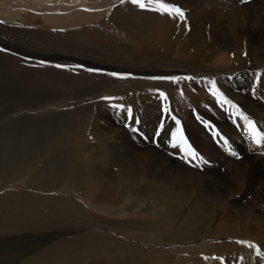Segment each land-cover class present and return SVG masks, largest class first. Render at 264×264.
<instances>
[{
	"label": "rangeland",
	"instance_id": "1",
	"mask_svg": "<svg viewBox=\"0 0 264 264\" xmlns=\"http://www.w3.org/2000/svg\"><path fill=\"white\" fill-rule=\"evenodd\" d=\"M21 1L29 5L16 9L17 13L13 20L7 21L0 17V44L7 49L16 43L24 49L25 54L28 53L29 55L39 54L46 58L51 56L50 53L72 54L83 60V62L94 64L96 62V65L101 67H117L138 73L146 72V74L147 67L150 65L157 66L159 68L158 72L147 75H161L153 77L193 76L197 78L198 83L202 80L201 78H208V80L219 78L217 77L219 74L205 76L193 73L186 74L184 73L186 70L177 67L178 65L174 60L164 61L160 58L156 59L148 56L145 41L135 35L133 28L126 23L118 24L114 21L113 13H116L117 17L130 18L136 21L140 18L150 17L156 23L173 22L179 33L178 35H184L191 28L188 18V21L184 23L164 14L163 11L151 10L162 8V5L169 3L181 5L172 0H142L146 5L143 9L138 5H133L131 0H125L124 3H114L108 6L106 12L93 11L98 16L81 19L74 25L69 23L64 27H56L52 20H48L46 16L49 14L42 11L43 7L36 10L32 8L31 4L36 2L41 4V0ZM101 1L82 0L77 4L74 3L77 6L71 11L54 14L67 16L70 13L73 14L74 11L87 13L85 9L87 6H91V10L94 7L100 9L101 6H98L97 3ZM226 1H230V4L237 7V9H242L245 6L253 8L264 2V0H247L246 3H242L241 0ZM49 2L66 5V2L73 4L74 0H50ZM80 6L82 7L80 8ZM70 7H73V5H70ZM116 9L119 12H116ZM136 24L138 23L136 22ZM6 25L20 29L44 30L62 36L68 34L67 38L70 43H62L57 37H52L51 40L45 35H37L25 30H21L20 33H8L2 28ZM3 36L5 37L4 40ZM95 42L94 46H89ZM18 50L20 51V49ZM12 52L0 48V264H24L34 258L38 261L37 257L41 259L43 256L45 258L47 252L52 249L51 246L58 241L91 233L101 234L120 242L105 244L106 246L98 247V249L90 248V251L85 253L86 257L83 256L85 259L79 261L81 264H93V260L97 261L98 264H191L193 257H198L197 259L205 264H264V247L260 249L261 254L257 255L255 249H250L246 244L239 243V241H254L252 243L260 245L258 240L227 235L223 238L212 236L206 241L195 242V239H191V237L184 234V227L178 226L180 213H171L168 218L166 215L164 220L163 217L167 214L168 209L151 199L141 200L139 194L135 195V190L138 187H131L126 192L118 194L119 203L104 202L85 193L79 184V180L67 179L61 185L52 178L55 174H50L47 170L41 176L39 175V178L43 180H41V184H37L35 183V169H37V166L34 170H29L28 167L35 159H38V165L45 164L53 153H58V155H55L57 166L62 165L63 162L59 160L61 153L59 150L62 146H65L64 149L72 146H83L81 149V152L83 151L82 158L74 162V165L76 163L80 166V164H83V159L86 162L91 155H97V153L99 157H102V161L97 162L100 163L97 164L98 168H115L116 170H118V163L114 160L115 158L140 160L146 157L148 163L153 160L154 163H159L156 165H163L162 159L170 157L176 162L186 164L188 167L200 168L199 174L201 175L202 172L207 170L206 167L211 168L220 165L216 156L205 152L201 153L202 150L199 149L196 141L199 136V138L211 140L210 142L222 154L236 160L241 159L244 151L238 145L235 147L238 151L237 156L231 155L218 144L214 136L209 133V129L197 119V116L203 117L223 132L225 130L228 137L232 138V142L235 140L244 143L247 148L250 147V141L243 139L242 132L234 125L237 117L235 115L234 118L233 115L235 110L228 105L221 107L217 104L208 91L209 87L204 86L201 82L202 85L197 87V82L187 80H182L177 85L167 80L152 79L149 76L130 75L126 79H120L109 76L107 74L109 72L103 70L90 72L87 69L95 68L78 67L81 65L77 64L76 60L33 61ZM254 60L255 65L264 68V66H260L264 64V58ZM58 64L69 67L57 68L56 65ZM263 70L261 69V71ZM256 72L259 73L260 71L256 70ZM181 73L185 76H181ZM228 79L233 82V78L228 77ZM251 82L252 80H245L246 84ZM187 86L193 92H190L186 88ZM202 87L205 88V92L202 95L195 94L196 90ZM228 88L233 87L230 85ZM235 88V92L240 93L237 87ZM157 89L167 96V100L156 92ZM181 89L183 95H181ZM224 93L229 99L234 100L233 103L239 105V107L241 106V112L252 114L248 112L244 104L242 105L233 98L227 89L224 90ZM192 95L201 98L198 99ZM103 96L120 99L102 101L100 98ZM251 97L255 101L260 100L264 104L263 96L253 94ZM121 103L125 106H131L133 120L125 119L123 113L111 107L112 104ZM166 107L169 108L168 112L164 111ZM173 115L180 121V125L172 120ZM251 116L257 119L260 124H264V117H256L253 114ZM136 120L139 122L136 123ZM108 122L117 125L115 134L108 133L105 130V125ZM161 124H163V127H161ZM129 125L138 128L147 139L132 131ZM178 128L180 131H177ZM157 131L161 135L155 137L157 143H153L154 134ZM120 132H122L121 137L118 136ZM173 132H177L176 143H180L181 136H183L203 159L189 162L187 158H182L186 157V152L173 149L171 146L170 141H172ZM61 139L62 142L64 139L65 141L62 143ZM37 141L40 144L38 150L35 151ZM49 141L53 142L50 143ZM44 143L50 144L49 148L52 150H46ZM97 144H102V147L100 148L99 145L97 147ZM95 148L97 152L94 151ZM249 149L260 152L252 147ZM147 151L151 154H148ZM262 157L264 158V156ZM223 170L224 167H220L213 171L221 173ZM11 196L12 198H10ZM128 198L130 201L126 202ZM154 208L157 211L159 210L160 214L155 213ZM138 218L147 219L150 222L149 228L153 230L156 228L164 229V234H166L159 237L155 235L154 231H147V228L146 230L130 229L121 223L134 221ZM118 223L119 226H117ZM74 230H80L81 232H72ZM215 239L217 241H213ZM120 254H125V256L136 254L139 259L130 262L124 261V263H119L121 261L112 263V260L119 258ZM221 257L223 259H219Z\"/></svg>",
	"mask_w": 264,
	"mask_h": 264
},
{
	"label": "bare ground",
	"instance_id": "2",
	"mask_svg": "<svg viewBox=\"0 0 264 264\" xmlns=\"http://www.w3.org/2000/svg\"><path fill=\"white\" fill-rule=\"evenodd\" d=\"M49 1L50 0H41V4H39V2H36L37 4H31V6L35 10L43 7L42 11L48 12L49 14L46 16L47 19L52 20L56 27H64L69 23L74 25L77 21L81 19H88L91 17L98 16V14H94L93 11L106 12L108 6L114 3H121V0H102L100 3H97L98 6H101L100 9L94 7L91 10V6H87L88 8H85L87 13H80L74 11L73 14L70 13L67 16H60L54 13H62V11H71L72 9H74V7L76 8L77 5L75 4L82 0H74L73 4H70L71 2L69 1L70 3L66 2V5H59V3L53 4ZM172 1L181 4L180 7L185 10L186 16L190 21L191 28L184 35H178L179 33L177 31V28L174 26V23H167L166 20H164L166 21L165 23L162 22L163 24H161V22L156 23L150 17L145 19L140 18L136 21L130 18L117 17L116 13H113L114 21L118 24L126 23L127 25H130L133 28L135 35L141 37L142 40L145 41V45H147L148 56L154 57L156 59L160 58L164 61L174 60L176 65H178L177 67L182 68L184 71L186 70V72H184L186 74L193 73L202 74L204 76L211 74H219L217 76L219 78H216V81L221 91L224 92V90L227 89L229 94L233 98L238 100L239 103H242V105L244 104L248 112L252 113L256 117L263 118V102L261 103L260 100L255 101V99L252 98L251 95L256 93L264 94V70L261 71V69L264 68H260L258 65L254 64V59L264 58V2L261 1L263 3H261L259 6H254L256 4L255 2L253 8L250 6H245L242 9H237V7L230 4L229 0V2H227L226 0ZM25 5L28 6L29 4L27 5V3L21 0H0V17L6 19L7 21L13 20V17L16 16L17 13L16 9L20 7H26ZM70 5H73V7H70ZM81 7L82 6H80V8ZM115 11L119 12L118 9H116ZM136 22L138 24H136ZM2 28L5 29L8 33H20L21 30H25L33 32L37 35H45L51 40L52 37H57L58 40L62 43H70L67 38L68 34L62 36L60 34H56L49 31L20 29L9 25H6ZM4 38L5 37L3 36V40ZM10 43L12 44L11 41ZM95 44L96 42L90 44L89 46H94ZM11 46L12 47H8V49L10 48V52L16 51L25 53L23 52L24 49L20 48L18 44L14 43ZM18 49H20V51ZM26 54L29 55L28 53ZM50 54L51 56L48 57L54 61L78 60L84 63L83 60L79 59L78 57H75L72 54ZM33 56L43 57L39 54ZM260 66L263 67L264 64ZM147 69V74H149L154 73L156 71L158 72L159 68L157 66L150 65L149 67H147ZM256 70L260 72L257 73ZM159 75L161 74L147 76L153 77ZM180 75L185 76V74L182 73ZM228 77L233 78V82L229 81ZM245 80H252V82L250 84H246ZM195 82L197 81L195 80ZM200 82L204 86L206 85L207 87H211V85L207 83L204 79L200 80ZM200 82H197V87L202 85ZM230 85H232L233 88H228ZM235 87H237L240 93L235 92ZM186 88L190 92H193V90L190 89L188 86ZM196 91L197 92L194 91L195 94L202 95V93L205 92V88H198ZM259 96L262 97L263 95ZM196 98L199 99L201 97L196 96ZM262 125L264 128V124ZM116 128L117 125L113 122H108L107 125H105V130L108 133L116 132ZM121 133L122 132L118 133V136L121 137ZM192 137L194 138V136ZM199 137L196 138V141L197 145L199 146V149L202 150L201 153L205 152L207 154L216 156V159L218 158L220 165L211 168L206 167L205 169L207 170L202 172L201 175L199 174V170L201 171L200 168L188 167L186 164L176 162V160L174 161L170 157H164L162 159L163 165H156L159 163H154L153 160L150 163L146 162V157H143L140 160H135L130 159L129 157V159H122V157L120 156L121 158L114 159L118 163V170H116L115 168L114 170L112 168H98L97 162H101L102 157H99L97 153V155H89L90 157L86 162H84L85 160L83 159V164H80V166L76 165V163L74 165V162H77L82 158L83 151L81 152V149L83 148V146H72L68 147L67 149H64L65 146L62 145L61 150H59L61 151L59 160L63 162L62 165L57 166V158L55 157V155H58V153H53L51 154V157L49 159L47 158L48 160L45 164L38 165V159H35L28 167L29 170H34L37 166V169H35V183L37 184H41V180L43 179L39 177L42 175V173H45L47 170V172H49L50 174H55L53 177H51L54 178L56 182L61 183V185L62 182L65 183V180L67 179H73L74 181L79 180V184L83 188L85 193L96 197L104 202L119 203L120 199L118 198V194H121V192H126V190L131 187H138V189L135 190V195L139 194L141 200L146 201L148 199H151L165 206L168 209L167 214H165L163 217L164 220L166 218V215L168 218V215L171 213H180L178 217V226L184 227V234L191 237V239H195V242H202L204 240L206 241L212 236L223 238L224 236L227 237V235H236L239 238L240 236H242L244 238L258 240L261 249V247H264V158L262 157L264 156V154H262V152H254L249 149L250 147L247 148L244 143L233 140V144L235 145V147L238 145L244 151L243 158L236 160L222 154L221 151L216 149V147L210 142L211 140L208 141ZM65 139L67 138L65 137ZM39 144L40 142L37 141L35 151L38 150ZM98 145L100 148L102 147V144H97V147ZM44 146L45 148H47L46 150L50 149V144L44 143ZM95 150L96 148L94 149V151ZM147 153L151 154V152L148 151ZM35 154L34 156L36 157ZM113 156L115 157L116 155ZM95 157L97 158L96 161ZM212 159L214 160V157ZM220 167H224V170L221 173H216L215 171H213ZM53 183L55 184V182ZM37 189L39 190V188ZM10 198H12V196ZM129 201L130 199L128 198L126 202ZM154 212L160 214V211H157V209L155 208ZM121 223L123 225H126V227L130 229L135 228L146 230L147 228V231H154L155 235L159 237H161L165 232V230L161 228H156L155 230L149 228L150 222L144 218H138L134 221H126ZM117 226H119V223ZM72 232L79 233L81 231L74 230ZM58 236L60 237V235ZM213 241L217 240L215 239ZM113 242L116 243L120 241L96 233L86 234L85 236L79 235L78 237L72 239H62L61 241H58L55 245L51 246L52 249L47 252L46 256L44 255L45 258L43 256L41 257V259L44 258L42 262H40V257H37V259H39L38 261L34 258L28 260L24 264H81L79 261H83V259H85L83 258V256L86 257L85 253L90 251V248L98 249V247L106 246ZM197 258L198 257H193L191 264H205ZM137 259H139V257L136 254H129L127 256H125V254H120L119 258L112 260V263H118V261H121L119 263H124V261L130 262L135 261ZM104 262L108 263L107 261ZM92 263L98 264V262L95 260H93Z\"/></svg>",
	"mask_w": 264,
	"mask_h": 264
},
{
	"label": "snow or ice",
	"instance_id": "3",
	"mask_svg": "<svg viewBox=\"0 0 264 264\" xmlns=\"http://www.w3.org/2000/svg\"><path fill=\"white\" fill-rule=\"evenodd\" d=\"M125 0H121V3H124ZM242 3H246L247 0H241ZM131 3L133 5H138L140 8H145L146 5L145 3L142 2V0H131ZM153 11H163L164 14L171 16L173 19H177L181 22L186 23L187 22V17H186V12L184 9H182L180 6H178L175 3H169V4H164L162 5V8H155V9H151ZM6 51V49H5ZM57 68H62V67H69L66 65H56ZM78 67H83L78 66ZM90 72H100L102 71L101 69H87ZM109 76L112 77H117L120 79H126L128 78L131 74H121V73H117V72H109L107 73ZM152 79H158V80H167L170 82H173L177 85L180 84V82L182 80H187V81H195L197 78L193 77V76H187V77H179V76H165V77H152ZM204 79L207 83H209L211 85V87L208 88V91L210 93V95L214 98L215 102L217 104H219L221 107L228 105L231 109H234L235 111L233 112V115L236 116H241L243 115V113L241 112V109L239 107V105L233 103V101L231 99H229L227 97V95L221 91V89L217 86V81L215 79H211L208 80V78H201ZM181 95H183V90L181 89ZM156 92L161 95L164 96V98L167 100V96L161 92L159 89L156 90ZM102 101H113L116 99H120L117 97H110V96H103L100 98ZM111 107L115 110H118L119 112L123 113L125 115V119L128 120H133V110L131 108V106H125L124 104H112ZM165 112L169 111V108H164ZM197 119L201 121L202 124H204L207 128L211 129L213 131V135H214V139L217 140V142H223L225 144L228 143V141L226 139H224L221 134L219 133V131L215 130V125L212 124L210 121L203 119V117L201 116H197ZM243 119L250 125H254L255 122L251 121L249 119V117L247 115H243ZM172 120L175 121V123L177 125H180V121L178 119H176V117L173 115L172 116ZM136 123H138L139 121L136 120ZM129 127L131 128L132 131L137 132L142 138L147 139V137L144 135L143 132H141L138 128H134L131 127V125H129ZM161 127H163V124H161ZM177 131H180V129L178 128ZM161 133L159 131H157L154 134V139H153V143H157V141L155 140V137L160 136ZM176 135L177 132H173L172 133V141H170L171 146L173 149H180L181 151H185L186 152V157H182V158H187L189 160V162H191L192 160H201L203 159L200 154L192 147V145L183 137L181 136V142L180 143H176ZM256 143H261L260 139H257L256 137H252ZM233 156H236L237 153L236 152H232ZM205 163H207V161H205ZM240 244H246L248 246V248L250 249H255L256 250V254L260 255L261 251H260V246L256 245L252 242H248V241H239ZM219 259H223L222 257Z\"/></svg>",
	"mask_w": 264,
	"mask_h": 264
},
{
	"label": "water",
	"instance_id": "4",
	"mask_svg": "<svg viewBox=\"0 0 264 264\" xmlns=\"http://www.w3.org/2000/svg\"><path fill=\"white\" fill-rule=\"evenodd\" d=\"M0 46H2L3 48H6L5 46H3V45H0ZM7 49V48H6ZM7 50H9V49H7ZM16 52V51H15ZM18 55H20V56H23V57H25V58H29V59H33V60H51L50 58H48V57H46V58H44V57H37V56H33V55H27V54H25V53H22V52H16ZM77 63H78V60L76 61Z\"/></svg>",
	"mask_w": 264,
	"mask_h": 264
}]
</instances>
